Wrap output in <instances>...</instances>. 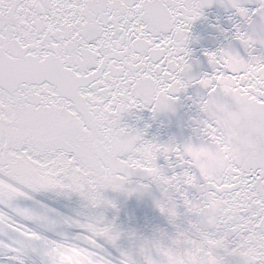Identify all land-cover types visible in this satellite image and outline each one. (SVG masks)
I'll list each match as a JSON object with an SVG mask.
<instances>
[{
  "label": "snow or ice",
  "instance_id": "6c2138e0",
  "mask_svg": "<svg viewBox=\"0 0 264 264\" xmlns=\"http://www.w3.org/2000/svg\"><path fill=\"white\" fill-rule=\"evenodd\" d=\"M214 3L232 25L230 33L216 25L229 43L205 49L211 71L194 75L191 27ZM230 57L252 69L229 67ZM262 64L264 0H0V209L9 210H0V234L9 237L0 253L15 264H59L68 247L89 264L161 259L136 229L107 218L108 209L119 211L105 195L111 191L165 219L179 206L195 215L194 228L177 234L181 246L202 248L195 264H264V84L257 83L264 72L255 71ZM229 78L254 97L247 108L222 90ZM192 86L198 91L186 99L197 117L181 142L147 139L150 125L126 121L144 110L153 119L174 112ZM214 100L228 110L214 114ZM190 142L227 145V172L186 184ZM191 191L202 194L192 204ZM41 192L76 195L89 213L59 217L17 203ZM210 193L218 208L205 207ZM65 225L81 232L66 235Z\"/></svg>",
  "mask_w": 264,
  "mask_h": 264
},
{
  "label": "water",
  "instance_id": "95a60500",
  "mask_svg": "<svg viewBox=\"0 0 264 264\" xmlns=\"http://www.w3.org/2000/svg\"><path fill=\"white\" fill-rule=\"evenodd\" d=\"M204 16L193 23L191 27L192 40L189 43V48L192 50L191 62L193 64V74L198 75L201 72H210L211 69L207 64V59L203 55V51H214L219 47L225 46L229 43L225 40L224 35L221 34L216 25L227 30V33L232 31V25L227 20V14L224 9L214 3L210 8L204 9ZM235 44V41H232ZM225 63L232 68L246 67L250 70L251 65L241 63L237 58L230 57L225 60ZM257 72H264V64L255 69ZM247 73L240 77V79L247 78ZM257 83L264 84V81L258 80ZM222 90L225 93H230L233 100L244 108L251 103L254 97L244 96V89L239 87V80L226 79L221 81ZM248 88H253V85H248ZM198 89L195 86L190 87L185 93L180 94V99L176 102L174 112H162L158 114L155 119L148 111L134 112L131 116L125 117L129 124H134L137 127H143L145 124L150 125L146 129L147 139L155 138L157 141L164 142L169 138H174L177 142L186 139L191 132V123L197 117V109L192 101L186 99L188 96L194 97ZM212 104L216 108V113L226 112L227 106L221 101L214 100ZM138 118V119H137ZM227 145L221 146L219 150L207 144H200L190 142L184 149V155L187 157L185 163L190 169L188 173L187 183L194 184L198 180L210 182L212 177L220 173H226L227 168L224 166V161L228 158L229 152ZM162 163V161H160ZM32 200H20L17 203L21 207H28L35 211H43L45 208L53 209L54 213L50 215L59 214V217H71L83 219L89 213L85 208L84 202L76 195L65 197L57 195L53 192L33 193ZM109 199L116 201L118 212L108 209L105 213L108 219L113 215L117 216V222L136 229L137 238L146 245L154 247L161 259L151 257L149 264H195L198 255L202 248L195 241H185L187 247L181 246V241L177 234L190 232L198 223L195 215L189 214L187 209L179 206L173 209L175 212L174 219H165L161 217L160 213L153 212L150 204L137 200L135 197L125 198L121 194L113 193L111 191L105 193ZM201 193L198 191H191L187 193V199L192 204L193 201L200 200ZM214 194H208L207 208H218L222 203L218 199H213ZM41 206H44L42 208ZM197 207L198 205H193ZM62 231L66 235H76L81 232L80 229L70 226H63ZM155 238V239H154ZM203 243L212 245L213 241L206 236L202 238ZM167 240L168 243L164 241ZM127 243V242H126ZM111 251V249H109ZM113 255L115 253L113 252Z\"/></svg>",
  "mask_w": 264,
  "mask_h": 264
},
{
  "label": "rangeland",
  "instance_id": "374dc122",
  "mask_svg": "<svg viewBox=\"0 0 264 264\" xmlns=\"http://www.w3.org/2000/svg\"><path fill=\"white\" fill-rule=\"evenodd\" d=\"M0 210L9 211L8 209H0ZM21 222L23 224H27V226L29 228H32V229L37 230V231H42L36 225H34L30 222L20 221L19 223H21ZM43 234L55 238L53 236V234H50L46 231H44ZM58 259L66 261L69 264L70 263H73V264H89V257L87 255H85L82 250H78V249L72 248V247H68V248H65L63 251H60L58 253Z\"/></svg>",
  "mask_w": 264,
  "mask_h": 264
},
{
  "label": "flooded vegetation",
  "instance_id": "af4514ba",
  "mask_svg": "<svg viewBox=\"0 0 264 264\" xmlns=\"http://www.w3.org/2000/svg\"><path fill=\"white\" fill-rule=\"evenodd\" d=\"M8 238H9L8 236L0 234V241L7 242ZM58 262L59 264H69L66 261L59 260V259H58ZM0 264H15V262L10 258L9 255L0 253ZM70 264H73V263H70Z\"/></svg>",
  "mask_w": 264,
  "mask_h": 264
},
{
  "label": "bare ground",
  "instance_id": "6f19581e",
  "mask_svg": "<svg viewBox=\"0 0 264 264\" xmlns=\"http://www.w3.org/2000/svg\"><path fill=\"white\" fill-rule=\"evenodd\" d=\"M16 219H17L18 222L23 221L22 219H20V218H18V217H17ZM21 223H22V222H21ZM48 233H50V232H48ZM50 234H53V233H50Z\"/></svg>",
  "mask_w": 264,
  "mask_h": 264
}]
</instances>
